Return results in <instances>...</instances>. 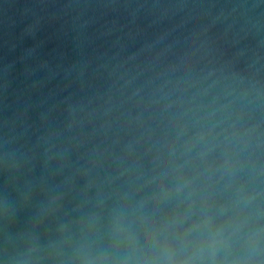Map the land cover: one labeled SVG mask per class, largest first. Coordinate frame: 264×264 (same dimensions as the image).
Here are the masks:
<instances>
[{
    "label": "clouds",
    "instance_id": "obj_1",
    "mask_svg": "<svg viewBox=\"0 0 264 264\" xmlns=\"http://www.w3.org/2000/svg\"><path fill=\"white\" fill-rule=\"evenodd\" d=\"M70 6L81 26L103 18L111 55L85 61L84 95L37 142L56 175L19 184L28 125L0 136L16 193H0V264H264V0ZM89 68L103 87L85 88Z\"/></svg>",
    "mask_w": 264,
    "mask_h": 264
},
{
    "label": "water",
    "instance_id": "obj_2",
    "mask_svg": "<svg viewBox=\"0 0 264 264\" xmlns=\"http://www.w3.org/2000/svg\"><path fill=\"white\" fill-rule=\"evenodd\" d=\"M85 2L99 0H0V136L13 120L18 128L21 119L28 125L18 142L25 144L24 150L33 158L17 176L21 185L26 177L37 183L41 176L56 175L61 157L46 161L43 145L37 142L46 132L61 128L69 100L84 95L76 77L85 61L91 59L94 67L102 62L97 58L100 52L111 55L115 34L99 35L103 18L81 26L72 19L75 9L64 7ZM123 39L128 51H132L139 46L141 36L134 33ZM86 72L85 88L89 80L103 87V81L96 79L90 68ZM82 152L78 149L66 156L67 167L59 177L84 162L79 159ZM5 188L16 194L10 174L0 169V193ZM34 211L35 201L22 207L14 227L22 229Z\"/></svg>",
    "mask_w": 264,
    "mask_h": 264
}]
</instances>
